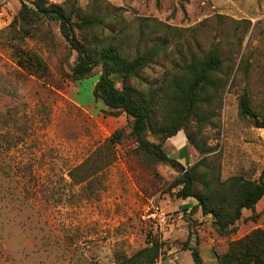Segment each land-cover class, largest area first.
Here are the masks:
<instances>
[{"label": "rangeland", "instance_id": "374dc122", "mask_svg": "<svg viewBox=\"0 0 264 264\" xmlns=\"http://www.w3.org/2000/svg\"><path fill=\"white\" fill-rule=\"evenodd\" d=\"M48 1H71L82 13L103 14L106 32L127 40L131 54L165 43L167 54L141 73L138 87L144 90L162 86L174 65L218 44L226 84L219 109L202 130L206 154L187 140L185 147L177 145L183 133L163 147L185 167L205 158L221 180L259 178L264 130L240 117L238 98L246 91L264 116V0ZM20 7L19 0H0V264H114L117 255L130 256L153 239L163 243L157 264H192L190 247L221 255L232 241L264 229L263 196L254 210L243 211L233 233L219 234L210 215L193 209L195 198L176 196L178 172L151 163L130 138L117 147L111 165L87 181H74L69 171L116 129L124 127L128 134L130 118L109 115L94 97L100 67L81 80L71 78L77 54L56 23H43L47 40L13 38L11 23ZM141 23L143 37L136 31ZM120 29L130 35L119 34ZM19 47L43 58L46 77L19 66ZM155 211L166 216V223L150 216ZM203 264L219 262L213 256Z\"/></svg>", "mask_w": 264, "mask_h": 264}, {"label": "trees", "instance_id": "16d2710c", "mask_svg": "<svg viewBox=\"0 0 264 264\" xmlns=\"http://www.w3.org/2000/svg\"><path fill=\"white\" fill-rule=\"evenodd\" d=\"M19 2L20 10L11 23L13 38L18 41L35 37L47 40V33L42 30L43 23H56L68 47L77 54L71 78L81 80L100 67L94 97L104 102L109 108V115L125 113L130 118L128 134L124 127L116 129L85 160L74 166L69 176L77 182L87 181L96 172L111 165L116 160L117 147L130 138L136 144V152L151 163L167 164L178 172L174 182V186L179 187L176 192L178 198H195L197 203L193 209L200 208L204 215H210L212 225L219 234L233 233L243 211L254 210L264 196V169L257 180L244 175L221 180L205 164V158L185 167L163 147L168 139L183 133L188 144L199 154H206L202 130L219 109V92L226 84L221 77L224 59L220 46L215 44L205 54L174 65L172 71L166 72L162 86L149 85L144 90L138 87L141 73L156 59L167 54L165 43L131 54L127 40L106 32L107 17L103 14L94 10L82 13L71 1L61 4L48 0ZM124 30L120 29L119 34L125 33ZM136 31L143 37L144 24H139ZM109 32L114 33L111 29ZM125 35L128 37L130 33ZM16 50H19L20 56L18 64L26 72L38 77L48 75L49 67L40 55L20 47ZM238 109L242 119L250 120L254 127L264 130V116L253 108L246 91L238 98ZM8 170L13 176V167L9 166ZM187 244L188 240L184 247ZM162 247L163 243L158 239L150 240L130 256L117 255L114 264H154L162 253ZM188 250L193 257L192 264H203L200 249L190 247ZM214 257L219 264H264V229L257 228L232 241L227 252Z\"/></svg>", "mask_w": 264, "mask_h": 264}, {"label": "crops", "instance_id": "0c3cea01", "mask_svg": "<svg viewBox=\"0 0 264 264\" xmlns=\"http://www.w3.org/2000/svg\"><path fill=\"white\" fill-rule=\"evenodd\" d=\"M174 138H176V136L175 137H173V138H170V139H174ZM185 139H182V138H180L179 139V142L178 143H176L177 145H183V147H185L186 145L185 144H187L186 143V137H184ZM203 251H202V257H203V260L205 261V260H211L212 258H213V256H214V254L212 253L211 255H209V252L208 251H205V255H203Z\"/></svg>", "mask_w": 264, "mask_h": 264}, {"label": "built area", "instance_id": "2783aa9c", "mask_svg": "<svg viewBox=\"0 0 264 264\" xmlns=\"http://www.w3.org/2000/svg\"><path fill=\"white\" fill-rule=\"evenodd\" d=\"M150 216H152L153 218L157 217V221L159 222V224H163L166 223V216L165 215H158L157 212L155 211L154 214H151ZM154 264H157V262H155Z\"/></svg>", "mask_w": 264, "mask_h": 264}]
</instances>
